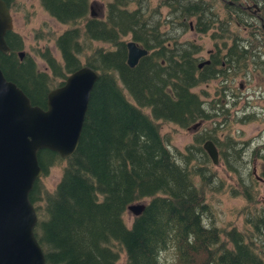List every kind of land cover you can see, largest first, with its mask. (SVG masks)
Here are the masks:
<instances>
[{"label": "trees", "instance_id": "trees-1", "mask_svg": "<svg viewBox=\"0 0 264 264\" xmlns=\"http://www.w3.org/2000/svg\"><path fill=\"white\" fill-rule=\"evenodd\" d=\"M208 2L158 0L153 14H146L141 0H110L105 17L99 18L90 16L89 0H40L51 17L67 25L55 37L60 59L47 47L38 51L48 71L30 55L20 58L21 37L7 33L10 51H0V69L42 108L48 91L83 65L80 55L92 42L108 45L85 57L84 64L99 78L76 150L67 158L49 149L37 153L41 177L64 162L54 190L44 189L40 177L29 195L45 264H116L121 253L125 264H264V245L258 242L264 235V209L247 221L250 233L230 229L226 242L219 227L204 221L209 210L205 193L210 184L217 187V174L203 143L216 141L225 128L193 89L216 79L220 62L198 68L200 48L173 33L187 29L190 19L199 30L208 28L213 20ZM161 7L168 10L165 19ZM127 35L148 50L133 67L127 63ZM240 58L239 63L246 59ZM199 121H211L213 128L197 133L184 151H172L160 132L161 123L188 128ZM225 139L235 162L241 160L237 143L230 135ZM227 170L237 166L227 165ZM244 182L238 183L248 189ZM246 198L250 202L253 196ZM143 200V211L128 224L127 207ZM170 249L174 259L167 263L161 254Z\"/></svg>", "mask_w": 264, "mask_h": 264}, {"label": "water", "instance_id": "water-1", "mask_svg": "<svg viewBox=\"0 0 264 264\" xmlns=\"http://www.w3.org/2000/svg\"><path fill=\"white\" fill-rule=\"evenodd\" d=\"M91 7V6H90ZM94 17V13H90ZM13 30V17L5 0H0V51L8 53L6 35ZM127 63L135 66L148 50L134 40L126 42ZM19 57L24 55L18 52ZM99 72L90 65L72 71L64 83L47 93L46 106L33 105L25 92L0 69V264H45L35 236L37 213L29 195L43 173L37 153L41 149L67 158L76 150L91 91ZM196 123L188 129H194ZM203 148L213 164L218 149L208 139ZM264 200V194L262 196ZM145 203L130 204L138 216Z\"/></svg>", "mask_w": 264, "mask_h": 264}, {"label": "rangeland", "instance_id": "rangeland-1", "mask_svg": "<svg viewBox=\"0 0 264 264\" xmlns=\"http://www.w3.org/2000/svg\"><path fill=\"white\" fill-rule=\"evenodd\" d=\"M89 1L94 15L99 18H104L107 10V3L110 0ZM141 5L144 13L153 14L154 10L158 6V0H142ZM220 7H222V5H220ZM218 10L220 15L223 16L222 9L218 8ZM10 11L13 17V31L19 34L23 42L22 49H19L17 53L23 51L24 54L30 55L35 59L41 70L48 71L45 62L38 55V51L47 47L57 59H60V52L56 47L55 37L61 33L67 25L59 23L51 17L42 7L40 0H14V4ZM167 12V8H160V13L163 19H165ZM154 18L159 19L156 15H154ZM190 20H192V23L194 22L193 19ZM161 26L164 29H169V24L162 23ZM232 29L235 30L234 27H232ZM216 30V27H214L213 31ZM210 32L211 30L208 34L202 33L199 35L195 34V32L189 31L188 29H184L183 31L178 30L177 33L180 34V41L194 42L199 46L200 50L195 54V57H198L200 60L201 56L203 58L208 57L207 51L212 48V45H214L215 42L221 43L222 41L217 38L212 40L209 36ZM125 40H131L130 35H127ZM107 46V44L101 42H92L90 48L80 55L82 64L85 63V57L89 55L95 47ZM239 64H241L240 72H243L247 68L252 69L255 65L249 64L244 59H242ZM217 83L218 81L213 79L210 83L199 85L193 90L200 94L201 99L203 98V100L210 101L211 99L217 97ZM263 83L264 79L252 77L250 82L245 84L246 91H244V93H247L250 97H252L254 93L258 94V92L261 91L260 87ZM256 101L262 104L264 99H254L253 101L252 97L250 103L251 106H249V108L245 111L246 113L249 112L250 109L252 111L259 112L256 110L257 107H253V103ZM145 111L148 112L147 110ZM239 113L242 115V112ZM259 114L256 120H252L244 124L229 121V123L224 125L223 128L225 129H222L221 132L216 135V141L212 140L218 149L219 155V163L217 165L211 164L212 170L216 171L217 174V187L214 188V183H212L210 184L211 189L207 188L206 190L205 201L209 205V210L204 215V221L206 223H212L222 230L221 240L223 242L227 241L225 233L230 229L236 228V230L244 234L250 233L252 228L247 221L253 216V214L260 213V211L264 209V200L262 198L264 194V182L258 181L253 174H251V177H249V174H246L248 170L252 171L255 163L256 174L264 178V148L260 150L261 152L258 151L255 155L252 153L253 149L264 145V115L259 116ZM217 118L218 120L220 119L219 116ZM197 123H199V125L194 129H188L189 127L180 128L173 123H161L160 132L164 136L169 148L172 151L176 149L184 151L185 146L193 142L194 136L197 133L213 128L211 121H199ZM226 135H230L237 143V146H241L239 139L241 141L251 140L249 146L247 147L248 155H244L241 160L239 159L235 162L236 159L233 158L232 154L236 153L230 148V146H227V140L225 139ZM226 154L230 155L229 160L225 158ZM234 163L237 166V170L228 171L226 169L227 165L232 166ZM63 166L64 162L59 165L52 166L49 169L48 174L40 178L44 189L47 191L54 190L56 184L60 180ZM241 179H245V182L250 184L248 189L242 188V186L238 183ZM243 194L246 197L252 195L253 199L249 202ZM146 201L147 200H143L142 202L145 203ZM133 217V214L126 210L124 219L128 224L131 223ZM263 236L264 235H260L258 242L259 244L264 245ZM173 252L174 251L171 249L163 251L161 254L162 259L169 263L174 259ZM200 258L203 259L204 257L202 256ZM116 264H125V256L123 253H121Z\"/></svg>", "mask_w": 264, "mask_h": 264}, {"label": "flooded vegetation", "instance_id": "flooded-vegetation-1", "mask_svg": "<svg viewBox=\"0 0 264 264\" xmlns=\"http://www.w3.org/2000/svg\"><path fill=\"white\" fill-rule=\"evenodd\" d=\"M201 1L206 3L209 0ZM210 1L212 5L209 2L208 4L211 5L210 10L213 13V17L211 18L213 20L208 24L209 27L205 30H199L195 27L194 22L192 23V20H189V26L187 28L189 31L199 35L202 33L208 34L211 30L209 36L212 40L215 38L222 40L221 43L215 42L212 48L208 49L207 58L201 56L199 60V58L196 57L198 60V68L208 66L214 61L220 62V65L216 66L218 72L216 75V80L218 81L216 89L217 97L210 101L203 100V103H205L206 109L209 107L216 111V114L220 117V126L229 123V118L233 123L244 124L256 120L259 113V116L264 115V101H262V104L258 101L253 103V107H257L256 110L259 112L252 111L251 109L249 112H245L249 106H251L252 97L253 101L254 99H264V83L261 85V91H259L258 94L254 93L253 96L250 97L247 93H244V91H246L245 84H248L252 77L264 79V0ZM220 5H222V7H220ZM7 6L9 10H11L13 5L7 4ZM89 8L91 13L92 7H90V5ZM218 8L222 9L223 16L220 15ZM214 27H216V31H213ZM232 27H234L235 30H233ZM168 30H170V25ZM175 33L177 32L175 31L173 35ZM241 54L245 55L246 62L255 64L254 68H247L243 72H240L239 60L241 59ZM234 60H237V62L233 63L232 61ZM230 64L232 65L231 70ZM239 112H242V115H240ZM224 113H227V115H224ZM248 117L252 118V120L248 121ZM239 141L241 142V146L238 145L239 152L242 157H244V155H248L247 147L251 140L241 141L239 139ZM262 148H264V145L256 147L252 150V153L254 151L256 154L258 151L262 150ZM246 174H253L258 181L264 182V178L256 174L255 163L252 171L248 170Z\"/></svg>", "mask_w": 264, "mask_h": 264}, {"label": "bare ground", "instance_id": "bare-ground-1", "mask_svg": "<svg viewBox=\"0 0 264 264\" xmlns=\"http://www.w3.org/2000/svg\"><path fill=\"white\" fill-rule=\"evenodd\" d=\"M247 176V175H246ZM146 203V202H145Z\"/></svg>", "mask_w": 264, "mask_h": 264}]
</instances>
